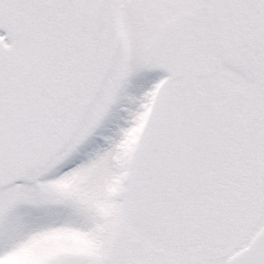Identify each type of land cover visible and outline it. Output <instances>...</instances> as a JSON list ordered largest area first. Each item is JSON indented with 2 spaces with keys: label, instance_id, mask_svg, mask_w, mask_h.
<instances>
[{
  "label": "snow or ice",
  "instance_id": "1",
  "mask_svg": "<svg viewBox=\"0 0 264 264\" xmlns=\"http://www.w3.org/2000/svg\"><path fill=\"white\" fill-rule=\"evenodd\" d=\"M0 264H264V0H0Z\"/></svg>",
  "mask_w": 264,
  "mask_h": 264
}]
</instances>
